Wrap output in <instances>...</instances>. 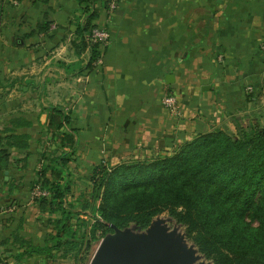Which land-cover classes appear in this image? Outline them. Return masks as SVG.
<instances>
[{
	"label": "crops",
	"instance_id": "crops-1",
	"mask_svg": "<svg viewBox=\"0 0 264 264\" xmlns=\"http://www.w3.org/2000/svg\"><path fill=\"white\" fill-rule=\"evenodd\" d=\"M87 6L97 15L93 25L110 35L92 66L77 34ZM87 6L0 0V139L28 138L27 149L0 145L7 151L0 155V264L65 263L70 254L50 250L55 224L69 212L79 232V205L98 167L171 154L236 118L247 93L253 105L264 95V0H121L114 13L104 0ZM165 95L177 97L181 116L163 106ZM52 108L70 116L78 142L63 171L64 214L31 197L38 172L51 164L43 156L62 151L47 127ZM82 181L89 184L81 192Z\"/></svg>",
	"mask_w": 264,
	"mask_h": 264
},
{
	"label": "trees",
	"instance_id": "trees-1",
	"mask_svg": "<svg viewBox=\"0 0 264 264\" xmlns=\"http://www.w3.org/2000/svg\"><path fill=\"white\" fill-rule=\"evenodd\" d=\"M89 1L93 0H79L86 6ZM85 13L86 23L77 34L83 47L91 49L92 66L101 58L102 51L89 38L96 28L93 21L97 15L88 6ZM48 31L49 25L38 29L39 34ZM48 117L47 127L56 138V149L62 151L51 164L43 165L34 186L49 193V197L37 200L52 204L64 214L70 187L63 171L78 142L75 131L68 129V114L52 108ZM0 145L27 149L28 138L11 136L0 139ZM92 182L91 199L100 201L98 218L89 230L83 232L79 228L78 232L72 229L71 213L67 212L55 224L57 233L52 238L51 251L58 249L63 257L74 254L77 258L112 233L111 225L119 229L130 225L145 229L154 218L166 214L185 228L187 238L214 264H264V124L260 122L244 127L237 118L222 121L171 154L123 162L110 169L100 166ZM88 202L82 204L83 211ZM31 250L37 255L49 253V249Z\"/></svg>",
	"mask_w": 264,
	"mask_h": 264
},
{
	"label": "water",
	"instance_id": "water-1",
	"mask_svg": "<svg viewBox=\"0 0 264 264\" xmlns=\"http://www.w3.org/2000/svg\"><path fill=\"white\" fill-rule=\"evenodd\" d=\"M110 227L113 232L100 241L89 264H214L187 238L185 228L166 214L145 229Z\"/></svg>",
	"mask_w": 264,
	"mask_h": 264
},
{
	"label": "rangeland",
	"instance_id": "rangeland-1",
	"mask_svg": "<svg viewBox=\"0 0 264 264\" xmlns=\"http://www.w3.org/2000/svg\"><path fill=\"white\" fill-rule=\"evenodd\" d=\"M0 85H4L1 82V80H0ZM257 96H259V95H256V97ZM253 97H255V96L253 95L252 92L247 93V99L244 101L243 107H241L237 110L236 118L238 119L239 123L244 127L251 124V123L254 124V123L260 122V123L264 124V95L260 98L257 97L258 101L256 102V105L248 103V101H250V98H253ZM233 128L234 127L232 126L231 129L234 130ZM54 158H52V156L49 157V156L45 155L44 160L47 163H49V161L51 160V162H52V159H54ZM131 161H133V160H129L127 162H131ZM94 173L89 175L90 184H92V185H93V182H91V178L94 175ZM85 183H87V182H85ZM85 183L83 181L81 182V187L83 188L80 190L81 192L85 191V188H87V184H89V183H87V184H85ZM33 189H34V186L31 190V197H32ZM92 189H91V192H92ZM86 191H88V189ZM88 197H89V199H88L89 202L87 204L86 210L83 211L82 205H79V217H78L79 228L83 232L85 230L86 231L89 230L90 226L92 225L93 220L95 218H98V216H99L97 212H98L100 201L98 199L92 200L90 195ZM32 199H36V198L32 197ZM99 243L100 242L93 243L89 253H81V254H79V257H77V258L74 257V254H70L71 256H68L67 259L64 260L65 263H63V264H89L94 252L96 251V249L99 245ZM82 258H84V259L82 261H79Z\"/></svg>",
	"mask_w": 264,
	"mask_h": 264
},
{
	"label": "built area",
	"instance_id": "built-area-1",
	"mask_svg": "<svg viewBox=\"0 0 264 264\" xmlns=\"http://www.w3.org/2000/svg\"><path fill=\"white\" fill-rule=\"evenodd\" d=\"M106 3V8L108 13H114L121 0H104ZM90 42L92 44H98L99 47L105 48L109 44L110 35L106 29L94 28L89 36ZM100 59L96 62L99 64ZM163 106L174 116H181V111L179 109V101L174 95H165L162 100ZM33 198L49 197V193L45 190H42L39 185L34 186L32 192Z\"/></svg>",
	"mask_w": 264,
	"mask_h": 264
}]
</instances>
